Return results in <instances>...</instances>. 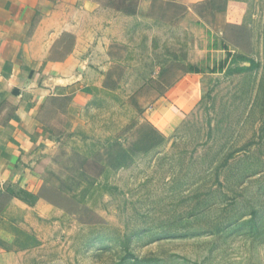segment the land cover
Segmentation results:
<instances>
[{
  "label": "rangeland",
  "instance_id": "374dc122",
  "mask_svg": "<svg viewBox=\"0 0 264 264\" xmlns=\"http://www.w3.org/2000/svg\"><path fill=\"white\" fill-rule=\"evenodd\" d=\"M133 26L40 148L21 196L43 207L3 202L9 264H264V0L161 3ZM195 73L201 97L162 134L147 112Z\"/></svg>",
  "mask_w": 264,
  "mask_h": 264
},
{
  "label": "crops",
  "instance_id": "0c3cea01",
  "mask_svg": "<svg viewBox=\"0 0 264 264\" xmlns=\"http://www.w3.org/2000/svg\"><path fill=\"white\" fill-rule=\"evenodd\" d=\"M197 1L205 0H0V208L7 201L43 207L42 200L30 204L17 193L39 192L33 166L40 148L54 143L50 138L64 105L93 93L119 62L116 49L130 48L122 38L135 30L130 23L161 3ZM203 78L198 73L177 78L165 92L170 103L147 112L162 134L197 104ZM7 210L0 209V230ZM1 240L0 264H9L16 252Z\"/></svg>",
  "mask_w": 264,
  "mask_h": 264
},
{
  "label": "trees",
  "instance_id": "16d2710c",
  "mask_svg": "<svg viewBox=\"0 0 264 264\" xmlns=\"http://www.w3.org/2000/svg\"><path fill=\"white\" fill-rule=\"evenodd\" d=\"M24 191H25V190H24ZM22 192H23V191H21V193H20V192H18L17 194H19V195L21 196ZM33 195H36V194H33ZM21 197H22V196H21ZM24 200H25V199H24Z\"/></svg>",
  "mask_w": 264,
  "mask_h": 264
}]
</instances>
